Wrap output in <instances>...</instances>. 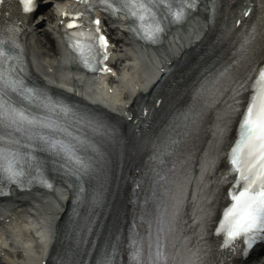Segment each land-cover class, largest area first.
<instances>
[{
  "label": "snow or ice",
  "instance_id": "obj_1",
  "mask_svg": "<svg viewBox=\"0 0 264 264\" xmlns=\"http://www.w3.org/2000/svg\"><path fill=\"white\" fill-rule=\"evenodd\" d=\"M20 2L25 13L39 7L38 0ZM4 3L0 0V5ZM209 3V18L214 19L217 0ZM197 6L193 0H77L63 10L61 25L78 61L85 68L104 72L111 71L104 63L109 38L101 30L97 7L112 18L124 13L134 36L155 44L170 24L185 19ZM250 13L255 19L236 33L231 55L205 70L194 86L191 104L175 113L167 130L152 142L153 208L146 207L147 200L142 202L141 223L133 218L126 246L124 238L109 239L99 247L95 264H125L122 252L128 264H217L208 240L210 230L222 236L218 247L232 253L239 254L237 241H242L244 257L257 242L264 245V0H243L234 13L233 27ZM20 25L17 20L0 26V187L15 183L23 188L34 182L51 187L41 157L50 153L65 175L75 178L72 243L61 264H88L79 254L91 252L88 245H97L90 234L95 231V209L103 193L99 185L91 187L89 201L86 185L103 171V141L111 139L115 129L100 115L29 81ZM213 107V139L197 153V173L193 169L195 133L205 112ZM237 120L235 139L228 140L230 126ZM221 157H226L228 165L217 174ZM225 184L230 185V202L216 220L214 202ZM85 203L88 207L81 214L76 206ZM189 204L195 230L185 234Z\"/></svg>",
  "mask_w": 264,
  "mask_h": 264
},
{
  "label": "bare ground",
  "instance_id": "obj_2",
  "mask_svg": "<svg viewBox=\"0 0 264 264\" xmlns=\"http://www.w3.org/2000/svg\"><path fill=\"white\" fill-rule=\"evenodd\" d=\"M200 1L199 10L183 25L171 28L160 45L147 46L131 38L123 44L120 54L128 56L129 62L124 66L117 88L111 85L106 87L104 81L96 79L93 75L82 74L68 64L72 62L71 55L64 49V43L56 30L60 27L58 11L55 7L49 8L50 10L47 9L43 13L36 31L32 32L29 26L24 31L26 50L33 71L45 84L56 86L79 98H91L92 103L106 106L114 111L120 120L125 119L129 110L126 102L135 96V92L141 89L144 83L151 81L162 65L177 59L181 50L191 45L196 36L207 32V12L203 11L207 0ZM117 21L123 30L125 26L123 15ZM221 36H226L225 31ZM218 38L222 41L219 35ZM52 49L58 54L53 58L50 57ZM117 90L119 95L112 101L108 95ZM123 93L131 96L126 102L120 98ZM66 198H68L66 187L60 180L55 182L51 191L38 188L12 190L10 197L0 206L1 218L5 220L9 218L0 231V264H36L38 260L40 261L48 249L52 234L49 231L54 228L68 203Z\"/></svg>",
  "mask_w": 264,
  "mask_h": 264
}]
</instances>
